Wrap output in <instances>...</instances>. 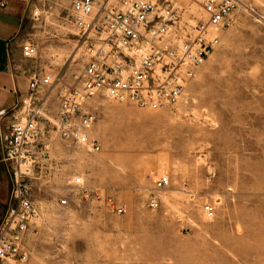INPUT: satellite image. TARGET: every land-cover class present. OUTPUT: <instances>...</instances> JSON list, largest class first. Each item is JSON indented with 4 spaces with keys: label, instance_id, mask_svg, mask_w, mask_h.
Listing matches in <instances>:
<instances>
[{
    "label": "rangeland",
    "instance_id": "obj_1",
    "mask_svg": "<svg viewBox=\"0 0 264 264\" xmlns=\"http://www.w3.org/2000/svg\"><path fill=\"white\" fill-rule=\"evenodd\" d=\"M239 1L176 104L87 101L97 150L58 135V87L41 91L50 162L27 179L38 211L29 264H264V0ZM30 5L41 20L26 21L38 46L29 67L79 83L84 48L68 1ZM163 175L170 184L158 189Z\"/></svg>",
    "mask_w": 264,
    "mask_h": 264
},
{
    "label": "built area",
    "instance_id": "obj_2",
    "mask_svg": "<svg viewBox=\"0 0 264 264\" xmlns=\"http://www.w3.org/2000/svg\"><path fill=\"white\" fill-rule=\"evenodd\" d=\"M68 18L84 48L79 83L60 74L30 68L27 91L11 108L0 109V141L11 173V195L0 222V264H29L27 233L38 211L27 179L36 166L50 162L41 121L45 101L40 93L58 87L59 106L53 129L64 140L97 150L88 129L97 115L87 111L88 100L104 96L139 108L160 109L176 104L188 82L220 44L219 31L234 23L239 0H67ZM32 20H41L38 8ZM37 44L27 38L22 57L33 60ZM47 166V165H45ZM82 185V178L74 180ZM170 184L161 176L158 189ZM67 199L61 204L67 205ZM156 200L150 202L155 208ZM208 216L214 207L203 208ZM122 213L123 208H118Z\"/></svg>",
    "mask_w": 264,
    "mask_h": 264
},
{
    "label": "crops",
    "instance_id": "obj_3",
    "mask_svg": "<svg viewBox=\"0 0 264 264\" xmlns=\"http://www.w3.org/2000/svg\"><path fill=\"white\" fill-rule=\"evenodd\" d=\"M30 0H0V109L11 108L28 87L29 61L22 57L27 38L26 21L31 16ZM12 179L0 141V222L11 195Z\"/></svg>",
    "mask_w": 264,
    "mask_h": 264
}]
</instances>
